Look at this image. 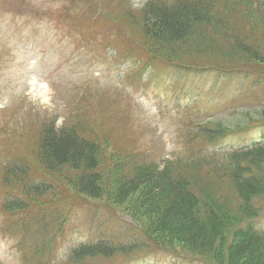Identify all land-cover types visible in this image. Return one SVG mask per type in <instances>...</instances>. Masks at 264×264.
I'll list each match as a JSON object with an SVG mask.
<instances>
[{"label": "rangeland", "instance_id": "obj_1", "mask_svg": "<svg viewBox=\"0 0 264 264\" xmlns=\"http://www.w3.org/2000/svg\"><path fill=\"white\" fill-rule=\"evenodd\" d=\"M247 1L238 5L244 14L243 23L233 28L238 34L249 35L251 41H258L261 61L250 65L239 62L230 65L234 68H225L240 71L237 73L181 71V64L193 61L187 50L196 46L190 43L185 48L181 44L184 51L174 53L166 46L158 48L150 43L134 19L144 0H60L63 7L56 13L36 10L28 0H0V14L47 17L57 29L52 40L69 45L68 51H75L79 59L91 58L112 65L131 61L135 70L127 77V83L138 90L151 87L173 98L190 95L196 102L185 113L181 133L184 151L176 158L189 159L203 154L208 157L209 152H223L264 138V16L260 14L263 6L260 0ZM28 95L51 106L55 92L47 82L33 79ZM67 99L66 125L78 123L87 137L97 140L101 149L100 171L108 172L107 188L113 190L115 162L121 163L124 174L135 162L166 161L159 146L140 144V132L131 119V106L121 95L85 86L69 93ZM49 122L23 103L0 111V232L19 239L23 264H51L57 247L76 230L87 234L90 242L107 239L125 246L138 241L139 234L132 228L136 225L126 213L146 224L156 220V215L138 211L142 201L138 194L115 205L103 195L99 199L83 196L66 184L62 177L64 170L61 175L52 174L41 164L39 132ZM215 124L228 129L229 135L208 142L202 127ZM12 166L24 169V174L18 173V178L9 183L5 173ZM187 170L192 184L201 186L208 181L205 167L198 171L190 169V174L189 167ZM29 183H45L52 190L29 197L26 190ZM214 184L216 194L229 195L227 184ZM13 197L22 199L25 208L6 209L4 203ZM227 201L230 213L236 215L237 199L231 197ZM254 204L259 206L260 214L251 223L264 231V196ZM166 243L169 248L159 249L150 244L126 256L118 252L109 258L94 257L80 262L70 258L69 264H209L191 252H184L178 241Z\"/></svg>", "mask_w": 264, "mask_h": 264}, {"label": "trees", "instance_id": "obj_2", "mask_svg": "<svg viewBox=\"0 0 264 264\" xmlns=\"http://www.w3.org/2000/svg\"><path fill=\"white\" fill-rule=\"evenodd\" d=\"M246 2L148 0L134 19L150 43L158 48L163 45L178 53L184 51L181 44L185 48L190 43L196 46L186 49L192 62L181 64L183 67L176 63L181 71L237 73L240 71L225 68H234L231 64L250 65L261 61L258 41H251L249 35L238 34L233 28L243 23L244 14L238 5ZM260 5L263 6L260 13L263 18L264 0H260ZM83 132L78 123L65 125L59 136L52 122L43 127L39 132L38 157L44 168L59 175L64 170L63 179L77 194L94 199L103 195L113 205L122 204L138 194L142 200L138 211L154 214L156 220L146 224L126 213L136 225L132 228L139 234L138 241L125 246L107 239L91 241L89 246L73 253V261L109 258L118 252L126 256L151 245L159 249L169 248L166 242L175 240L182 243L184 252L195 254L205 263L264 264V231L251 223L260 214V208L254 202L264 196V138L223 152H209L208 157L203 154L189 159L166 160L162 164L135 162L124 174L121 163L115 162L111 190L106 187L108 172L102 174L100 171V146L96 139ZM202 134L208 142H213L229 135V130L215 124L202 127ZM188 167L189 174L190 169L198 171L205 167L208 181L201 186L192 184L187 177ZM23 171L12 166L5 173V178L9 179L7 182L18 178V173L24 174ZM109 181L111 185V178ZM214 183L227 184L229 195L238 201L236 215L230 213L228 207L227 199L231 197L216 194L212 188ZM26 190L29 197H39L52 187L45 183H29ZM4 204L6 209L25 208L24 201L16 197L7 199Z\"/></svg>", "mask_w": 264, "mask_h": 264}, {"label": "clouds", "instance_id": "obj_3", "mask_svg": "<svg viewBox=\"0 0 264 264\" xmlns=\"http://www.w3.org/2000/svg\"><path fill=\"white\" fill-rule=\"evenodd\" d=\"M28 3L36 10L51 13L63 7L60 0H28ZM147 3L144 0L140 10ZM56 32L54 23L47 17L0 14V111L26 104L42 119L51 121L59 136L68 120V94L85 86L92 87L119 94L129 102L141 145L159 146L163 158L170 161L183 153L184 116L195 99L190 95L173 98L151 87L138 90L127 83V77L135 70L131 61L112 65L91 58L79 59L75 51H68L69 45L52 40ZM33 79L47 82L55 92L51 106L28 95ZM19 244L16 236L0 232V264H23ZM89 244L88 235L81 230L70 233L55 250L51 264H69L73 253Z\"/></svg>", "mask_w": 264, "mask_h": 264}]
</instances>
